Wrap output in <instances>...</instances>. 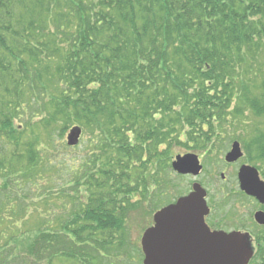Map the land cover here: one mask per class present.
<instances>
[{"label": "trees", "instance_id": "trees-1", "mask_svg": "<svg viewBox=\"0 0 264 264\" xmlns=\"http://www.w3.org/2000/svg\"><path fill=\"white\" fill-rule=\"evenodd\" d=\"M259 46L264 0H0V264H124L132 198L175 145L211 152ZM71 127L80 198L31 232L22 185L46 186Z\"/></svg>", "mask_w": 264, "mask_h": 264}, {"label": "rangeland", "instance_id": "rangeland-1", "mask_svg": "<svg viewBox=\"0 0 264 264\" xmlns=\"http://www.w3.org/2000/svg\"><path fill=\"white\" fill-rule=\"evenodd\" d=\"M263 55L264 47L259 46L256 56ZM239 63L237 65H240ZM238 75L239 82L236 87L235 101L231 108L225 111L221 122L217 123L216 137H214L211 152L204 154L202 146L191 145L193 147L188 148L175 145L172 151H169V156L172 159L168 161L167 173H160L159 170H156V181H159V185L155 186L151 183L147 192L143 193L144 199H140L139 196L132 198L131 203L137 205V208L127 211L125 216V242H123L124 249L122 251L124 264H143L145 257L140 241L143 232L154 224V215L164 208L175 205L180 198L186 197L195 184L206 192L208 199H206V203L211 206V214L207 221L209 227L206 225L207 228L212 231L222 229L225 232L237 230L239 233L248 234L255 252L252 263L260 264L256 260V253L264 248V226L259 227L252 221L253 212L256 208L240 196L238 172L242 166H250L255 168L260 176V170L264 169V162L261 161V155L264 154V113L262 111L258 113V110L264 109V57L258 61L255 57L253 59L247 57L245 64L240 65ZM73 128L71 127V129ZM69 130L62 138V142L66 146ZM82 137L81 131L79 145H76L77 149L74 151L70 149L67 152L66 162L57 160L56 157L53 159L52 162L55 164L56 171L44 172L45 182L40 181L46 186L35 189L34 182L22 185V192L27 198L30 197L31 202L29 212L31 214L28 217L29 225L25 226V229H30L29 226L31 225V232L36 233L43 225H50L57 214L64 213L66 208H69L70 199L66 195H71L76 200L80 198L76 194L77 189L73 188V183L81 178L82 169H85V165L82 167L79 165L83 155L80 150ZM234 143L239 144L243 157L232 164H228L225 157ZM163 149L160 148L159 151H163ZM185 154L198 156L202 166V171L198 176L182 175L173 170L172 163L175 157ZM71 161L78 164L76 170H72L68 164ZM59 166H64V168L61 167L62 171L57 169ZM61 177L63 178L61 179ZM260 179L264 182V176H260ZM63 182L65 183V190H62L61 184L63 185ZM62 191L64 198L57 196ZM0 193L2 194L3 190H0ZM41 193L46 196L38 197L37 194ZM32 195L33 197H31ZM45 197L49 206L41 203ZM34 202L36 205H33ZM237 206L243 208L242 214L238 215L240 218L238 221L235 209ZM34 209L40 213H36ZM2 215L7 218L9 216L5 211ZM5 223L8 224L9 222L6 221Z\"/></svg>", "mask_w": 264, "mask_h": 264}, {"label": "water", "instance_id": "water-1", "mask_svg": "<svg viewBox=\"0 0 264 264\" xmlns=\"http://www.w3.org/2000/svg\"><path fill=\"white\" fill-rule=\"evenodd\" d=\"M81 136L80 128H73L67 135V146L75 147ZM243 157L238 143H234L225 157L232 164ZM175 172L198 176L202 171L194 154L175 157ZM239 189L245 195L264 205V182L255 168L242 166L238 172ZM206 192L197 184L192 192L180 198L175 205L154 215V228L141 239L145 259L143 264H248L253 256L249 236L246 234L211 232L204 223L209 209ZM264 226V214L254 217Z\"/></svg>", "mask_w": 264, "mask_h": 264}, {"label": "flooded vegetation", "instance_id": "flooded-vegetation-1", "mask_svg": "<svg viewBox=\"0 0 264 264\" xmlns=\"http://www.w3.org/2000/svg\"><path fill=\"white\" fill-rule=\"evenodd\" d=\"M239 191V193L241 194L240 196L243 198V199H246L248 202H250V203H252L253 205H254V208H256V210H255V212H253V222L255 223V219H254V217H255V214L256 213H259V212H261V213H263L264 214V205H261V204H259L254 198H251V197H249V196H247V195H245L242 191H240V189L238 190ZM207 199V198H206ZM208 200V199H207ZM207 205H208V208H209V214L205 217V219H204V221H205V224L208 226V223H207V221H208V218H209V215L211 214V206H209V204L207 203ZM236 209V215H237V221L238 220H240V218H239V216L238 215H241L242 214V210H243V208L242 207H238L237 206V208H235ZM256 224V223H255ZM257 225V224H256ZM257 226H259V225H257ZM154 227V224L152 225V226H150V227H148L145 231H147V230H149V229H151V228H153ZM209 227V226H208ZM259 227H261V226H259ZM211 230V229H210ZM144 231V232H145ZM212 231V230H211ZM215 231V230H214ZM220 231H223V232H225L224 230H220ZM225 233H227V234H230V233H239L237 230H232V231H228V232H225ZM264 247V246H263ZM256 260H258V262H260V264H264V249H260L259 251H258V256H257V258H256ZM249 264H253V263H249Z\"/></svg>", "mask_w": 264, "mask_h": 264}]
</instances>
